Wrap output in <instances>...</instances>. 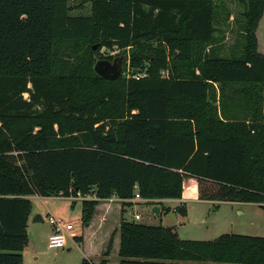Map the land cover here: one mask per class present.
<instances>
[{
	"label": "trees",
	"instance_id": "16d2710c",
	"mask_svg": "<svg viewBox=\"0 0 264 264\" xmlns=\"http://www.w3.org/2000/svg\"><path fill=\"white\" fill-rule=\"evenodd\" d=\"M241 1V55L201 62L212 0H90L89 16L69 15L68 0H0V264H23L34 195L95 196L81 201L84 226L100 201L117 198L123 215L135 194L164 214L162 200L264 209V55L255 35L264 0ZM143 41L178 53L169 63L154 58L138 80L81 73L103 46L129 48L130 71L141 74ZM213 95L225 104L218 112ZM118 233L119 264H264V237L190 241L126 220ZM112 244L113 235L98 264Z\"/></svg>",
	"mask_w": 264,
	"mask_h": 264
},
{
	"label": "rangeland",
	"instance_id": "374dc122",
	"mask_svg": "<svg viewBox=\"0 0 264 264\" xmlns=\"http://www.w3.org/2000/svg\"><path fill=\"white\" fill-rule=\"evenodd\" d=\"M212 4L214 8L213 39L209 44L201 46V62L208 54L211 57L219 58L239 56L245 43L243 36L245 20L242 15L245 6L243 2L241 0H212ZM68 5L71 7L69 12L71 16H89L91 13L90 0H68ZM255 35L258 40L257 50L264 55V17L259 20ZM143 44L147 47L146 57L148 59L142 63L140 74L142 76L154 58L164 59L166 63H169L171 54L178 53L177 50H171L170 46L164 42L143 41ZM130 54L129 48L117 50L102 46L94 54L91 53L87 60L81 62V73L88 72L89 67L93 71L97 60L105 59L112 62L115 58L122 57L121 78H130L133 73L129 67ZM71 66H73L72 62ZM160 75L166 77L167 71L161 72ZM208 102L211 108L216 109L217 112L221 108L223 109V106L225 107L217 95L210 96ZM29 201L31 209L37 212L42 222L35 216L28 220L27 232L28 235L31 233L33 238L29 237L27 251H24L23 254V264H81L83 258L97 263L108 244V230L112 231L109 236L113 235V244L107 264H119V244L114 239L117 238L121 220L133 221L146 226L170 228L180 239L190 241H213L223 234L264 237V209L257 204L201 200L164 202L162 207L170 209L169 214H172V216H168L161 209L158 215H154L151 213L154 205L136 202L125 208L123 215L120 214L121 218H119L118 207H112L118 204L114 203L110 207V202L100 201V207L104 206L110 209V212L106 210L104 212L106 217L102 218V212L98 211L100 209L98 208L90 225L84 226L81 221L80 200H70V198L59 196L44 197L42 200L33 198ZM158 207L160 208V206ZM179 209H182L184 214H180ZM47 213L63 222H73L75 236H80L85 231L84 242L80 244L79 241L73 239L67 241L64 249H49L47 238L51 230L47 221ZM133 215H138V220H135Z\"/></svg>",
	"mask_w": 264,
	"mask_h": 264
},
{
	"label": "built area",
	"instance_id": "2783aa9c",
	"mask_svg": "<svg viewBox=\"0 0 264 264\" xmlns=\"http://www.w3.org/2000/svg\"><path fill=\"white\" fill-rule=\"evenodd\" d=\"M131 77L138 80L142 75L131 73ZM62 197V196H60ZM71 200H96L95 196L87 195L82 197L79 193L75 197H69ZM111 201V199L105 200ZM130 203L145 202L138 194H135L133 198L128 200ZM135 220H138V215H133ZM47 221L51 225V233L47 238V247L49 249H64L68 240L75 239L73 222H63L60 219H55L51 215H47Z\"/></svg>",
	"mask_w": 264,
	"mask_h": 264
},
{
	"label": "water",
	"instance_id": "95a60500",
	"mask_svg": "<svg viewBox=\"0 0 264 264\" xmlns=\"http://www.w3.org/2000/svg\"><path fill=\"white\" fill-rule=\"evenodd\" d=\"M97 48H98V44H95L92 46L93 51L96 50ZM122 69H123L122 57H117L112 62L105 60V59L97 60L93 66L94 73L100 78H103L106 80L117 79L121 75ZM136 73L138 72L134 70L133 74H136ZM151 213L154 215H158L160 213V208L158 206L152 207ZM168 216H172V214L168 213ZM29 237H31V234H29Z\"/></svg>",
	"mask_w": 264,
	"mask_h": 264
},
{
	"label": "crops",
	"instance_id": "0c3cea01",
	"mask_svg": "<svg viewBox=\"0 0 264 264\" xmlns=\"http://www.w3.org/2000/svg\"><path fill=\"white\" fill-rule=\"evenodd\" d=\"M264 17V12H263V16H262V18ZM257 46H258V40H257ZM33 198H38V199H43L44 197H40V196H36V195H34V196H30L29 197V199H33ZM71 200V199H70ZM79 201V200H78ZM182 202V201H185L184 199H181V200H162L161 202L162 203H164V202ZM74 202V201H73ZM76 202V201H75ZM107 202H110V207L112 206V205H114V203H116V204H118L117 206H112L113 208L114 207H118L117 209H118V215H119V218H121V213H120V211H121V205H120V201L117 199V198H111V201H107ZM100 205L101 204H98L96 207H95V214L97 213V209L98 208H100L98 211H101L102 212V214H101V216H102V218H105L106 216L104 215V212L106 211V210H108V212H110V209H108V208H106V207H104V206H101L100 207ZM108 205V204H107ZM155 206V205H154ZM116 211V210H115ZM94 214V215H95ZM47 215H49L48 213H47ZM46 215V216H47ZM93 215V216H94ZM39 217V220H41V222H42V219H41V217L39 216V215H37V212H35L33 209H31V212H30V215H29V219L31 218V217ZM95 217V216H94ZM89 225H90V223H89ZM49 226H50V230H51V225L49 224ZM29 229V228H28ZM87 229V228H86ZM108 232L109 233H107V237H109L108 238V241H109V239H110V236H109V234H111V232L112 231H110V230H108ZM51 233V232H50ZM84 233H85V231L83 232V234L81 233V235L80 236H76L75 237V240H77L76 238H79L80 239V241H79V243L80 244H82L83 242H84V240H85V236H84ZM31 234V233H30ZM116 236V235H115ZM31 238H33V235L31 234ZM118 241V244H119V233H117V238L115 237V239H114V241ZM28 245H29V242H28ZM28 245H27V247L23 250V252H22V259H23V263H24V256H23V254H24V251L26 252L27 251V248H28ZM85 252V251H84ZM104 252V251H103ZM102 252V253H103ZM84 255H85V253H84ZM102 255V254H101ZM83 259H86V258H83ZM87 260H90V259H87ZM91 261V260H90ZM93 264H98V262L96 263V262H93V261H91Z\"/></svg>",
	"mask_w": 264,
	"mask_h": 264
}]
</instances>
